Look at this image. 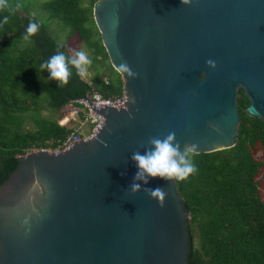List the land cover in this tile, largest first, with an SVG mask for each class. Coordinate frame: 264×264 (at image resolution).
Returning a JSON list of instances; mask_svg holds the SVG:
<instances>
[{"label": "water", "instance_id": "1", "mask_svg": "<svg viewBox=\"0 0 264 264\" xmlns=\"http://www.w3.org/2000/svg\"><path fill=\"white\" fill-rule=\"evenodd\" d=\"M92 17L126 103L96 110L91 138L18 156L0 185V264H189L175 179L131 193V155L169 133L181 152L233 146L239 89L264 122V0H97ZM157 186L163 199L144 191Z\"/></svg>", "mask_w": 264, "mask_h": 264}, {"label": "trees", "instance_id": "2", "mask_svg": "<svg viewBox=\"0 0 264 264\" xmlns=\"http://www.w3.org/2000/svg\"><path fill=\"white\" fill-rule=\"evenodd\" d=\"M97 0H40L61 30L78 34L92 49L97 70L85 79L69 65L67 83L41 70L57 51L72 57L66 43L55 40L46 24L16 0H0V185L18 164V156L56 147L67 130L58 123L71 99L95 89L104 96L122 91L92 17ZM21 10V9H20ZM16 11V12H15ZM38 30L25 39L29 22ZM239 133L235 144L192 154L194 172L175 180L190 214L189 264H264V122L245 112L248 99L239 89Z\"/></svg>", "mask_w": 264, "mask_h": 264}, {"label": "clouds", "instance_id": "3", "mask_svg": "<svg viewBox=\"0 0 264 264\" xmlns=\"http://www.w3.org/2000/svg\"><path fill=\"white\" fill-rule=\"evenodd\" d=\"M187 3L188 0H183ZM39 24L30 21L26 27L25 39L36 33ZM91 64V60L86 56L84 51H76L75 57H65L63 52L57 51L45 62L40 64V69H47L49 79L58 81L57 87L67 83L70 75L69 65L74 67L78 74L84 75L86 66ZM205 64L211 68L216 67L213 59H208ZM121 70L128 72L130 76L134 75L126 65H121ZM174 133H169L164 139L152 138L150 143L153 148L144 153L133 152L131 159L135 162L137 171L130 185V192L137 193L141 189V184L135 181H142L147 184L149 178H159L161 180H182L190 173L194 172L195 165L192 161V154L195 145L185 147L183 152L174 143ZM150 198L163 199L166 195L164 190L157 186L151 189H144Z\"/></svg>", "mask_w": 264, "mask_h": 264}, {"label": "built area", "instance_id": "4", "mask_svg": "<svg viewBox=\"0 0 264 264\" xmlns=\"http://www.w3.org/2000/svg\"><path fill=\"white\" fill-rule=\"evenodd\" d=\"M126 100V94L122 91L104 96L95 89H92L86 96L71 99L65 106L66 110L58 119V123L67 130L65 136L56 141L57 146L54 148L41 147L37 149L58 152L71 147L81 139L93 137L104 123L103 115L96 110L105 107L120 108L125 105Z\"/></svg>", "mask_w": 264, "mask_h": 264}, {"label": "rangeland", "instance_id": "5", "mask_svg": "<svg viewBox=\"0 0 264 264\" xmlns=\"http://www.w3.org/2000/svg\"><path fill=\"white\" fill-rule=\"evenodd\" d=\"M18 3L19 9L18 12L24 14V10L29 11L30 14L37 16L38 19L42 20L51 36L59 41L66 43L68 53L74 58L76 51H84L86 56L91 60V64L86 66V71L83 77L87 80H90L95 70H97V63L92 62V47L86 43L78 34L68 35L66 29L61 30V23L57 18H50L48 11L44 10L38 4L40 0H16ZM22 6V7H21ZM66 110V107L63 111Z\"/></svg>", "mask_w": 264, "mask_h": 264}, {"label": "bare ground", "instance_id": "6", "mask_svg": "<svg viewBox=\"0 0 264 264\" xmlns=\"http://www.w3.org/2000/svg\"><path fill=\"white\" fill-rule=\"evenodd\" d=\"M22 7V6H21ZM21 9V8H20ZM16 12V11H15ZM21 14V13H20Z\"/></svg>", "mask_w": 264, "mask_h": 264}]
</instances>
